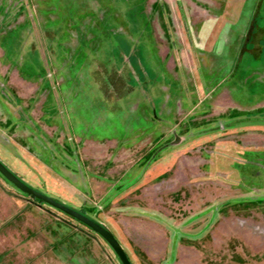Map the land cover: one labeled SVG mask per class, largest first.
<instances>
[{"label":"rangeland","instance_id":"374dc122","mask_svg":"<svg viewBox=\"0 0 264 264\" xmlns=\"http://www.w3.org/2000/svg\"><path fill=\"white\" fill-rule=\"evenodd\" d=\"M0 158L134 264H264V0H0ZM0 264H123L0 171Z\"/></svg>","mask_w":264,"mask_h":264},{"label":"water","instance_id":"95a60500","mask_svg":"<svg viewBox=\"0 0 264 264\" xmlns=\"http://www.w3.org/2000/svg\"><path fill=\"white\" fill-rule=\"evenodd\" d=\"M0 171L18 188L23 190L25 193L33 195L38 199L46 202L50 205L57 207L58 209L66 212L73 216L79 221L90 226L98 233H100L114 248L123 264H134L130 255L128 254L125 246L116 236L114 231L104 221L96 219L86 211L76 208L63 200L52 196L40 188L34 186L29 181L25 180L17 171L13 170L8 164L0 158Z\"/></svg>","mask_w":264,"mask_h":264},{"label":"trees","instance_id":"16d2710c","mask_svg":"<svg viewBox=\"0 0 264 264\" xmlns=\"http://www.w3.org/2000/svg\"><path fill=\"white\" fill-rule=\"evenodd\" d=\"M33 196V195H32ZM37 201L43 202L42 200L38 199L37 197L33 196ZM129 254V253H128ZM131 257V256H130ZM132 259V258H131ZM133 260V259H132Z\"/></svg>","mask_w":264,"mask_h":264}]
</instances>
